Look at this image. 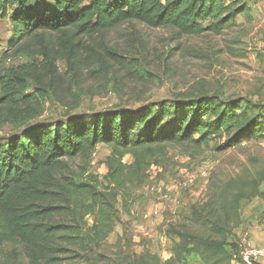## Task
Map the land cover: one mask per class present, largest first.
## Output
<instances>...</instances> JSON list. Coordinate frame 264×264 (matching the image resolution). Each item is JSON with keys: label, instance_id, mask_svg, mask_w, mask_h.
<instances>
[{"label": "trees", "instance_id": "obj_1", "mask_svg": "<svg viewBox=\"0 0 264 264\" xmlns=\"http://www.w3.org/2000/svg\"><path fill=\"white\" fill-rule=\"evenodd\" d=\"M39 2L0 0V14L12 24L9 45L14 56H33L30 63L0 71V126L4 121H28L47 93L68 107L79 101L72 92L75 84L104 80L105 85L110 73L116 77L122 70L143 80L135 63L96 40L125 23L169 28L182 37L222 35L238 24L240 15L251 17L245 0H53L47 6ZM9 7H16L11 15ZM59 61L66 62L64 73ZM30 82L35 84L34 94H26ZM198 103V113L204 106L219 120L180 118L178 112L177 123L167 126L163 105L158 115L148 108L131 115L98 112L90 120L69 115L53 126L31 123L0 138V264H63L70 255L99 248L115 229L118 201L129 213L131 187L144 183L151 167L160 165L170 149L197 153L222 135L224 126L231 131L230 113L220 112L205 99ZM263 138L264 116L255 117L224 148L243 139ZM100 144L111 149L105 181L86 175V168L77 174L67 172L68 161L88 159ZM127 155L133 157L131 163L125 162ZM262 180L264 175L254 183L251 196ZM88 216L94 218L92 226ZM171 232L172 256L163 264H186L195 256L204 264H231L230 252L236 246L229 250L225 239L174 227ZM140 264L162 261L146 251Z\"/></svg>", "mask_w": 264, "mask_h": 264}, {"label": "rangeland", "instance_id": "obj_2", "mask_svg": "<svg viewBox=\"0 0 264 264\" xmlns=\"http://www.w3.org/2000/svg\"><path fill=\"white\" fill-rule=\"evenodd\" d=\"M245 1L251 6V17L240 15L238 24L222 35L178 37L169 28L137 21L107 31L96 40L116 50L127 62L135 63V68L144 74L143 80L126 70L117 78L110 73L105 85L104 80H90L81 87L73 85L72 92L79 98L76 105L63 106L47 93L28 121L1 124L0 138L31 123L53 126L69 115L90 120L98 112L122 111L131 115L147 108L158 115L163 105L167 126L177 123L178 112L180 118L199 116L204 121L217 122L219 118L204 111V106L198 113V102L204 99L219 107L220 112L231 114V131L224 126V133L213 137L202 151L170 149L160 165L151 167L144 183L131 187L129 213L123 210L122 200L118 201L120 211L108 239L99 248L70 255L63 264H140V255L146 251L158 255L163 264L172 256L173 227L223 238L229 250L246 234L256 244L264 245V180L251 196L254 183L264 175V138L243 139L224 148L251 119L264 116V0ZM52 3L53 0H40L38 5ZM15 8L9 7L8 14H13ZM12 33L9 17L0 14L1 72L33 60L28 53L14 56L9 45ZM59 67L64 73L66 62L59 61ZM34 91L35 84L30 82L26 94ZM143 129L139 123L138 131ZM110 153L108 146L100 144L88 159L68 161L67 172L77 174L86 168V175L105 181ZM124 160L131 163L133 157L127 155ZM240 196L243 197L239 199ZM86 221L92 226L94 218L88 216ZM186 261L204 264L196 257Z\"/></svg>", "mask_w": 264, "mask_h": 264}, {"label": "built area", "instance_id": "obj_3", "mask_svg": "<svg viewBox=\"0 0 264 264\" xmlns=\"http://www.w3.org/2000/svg\"><path fill=\"white\" fill-rule=\"evenodd\" d=\"M230 254L231 264H258L264 262V245L256 244L252 237L246 234Z\"/></svg>", "mask_w": 264, "mask_h": 264}, {"label": "crops", "instance_id": "obj_4", "mask_svg": "<svg viewBox=\"0 0 264 264\" xmlns=\"http://www.w3.org/2000/svg\"><path fill=\"white\" fill-rule=\"evenodd\" d=\"M227 1H230V0H227ZM149 220V219H148ZM196 257V256H195ZM197 258V257H196Z\"/></svg>", "mask_w": 264, "mask_h": 264}]
</instances>
